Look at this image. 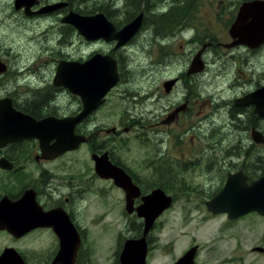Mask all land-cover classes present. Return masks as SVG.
I'll use <instances>...</instances> for the list:
<instances>
[{
	"label": "flooded vegetation",
	"instance_id": "obj_1",
	"mask_svg": "<svg viewBox=\"0 0 264 264\" xmlns=\"http://www.w3.org/2000/svg\"><path fill=\"white\" fill-rule=\"evenodd\" d=\"M263 2L87 0L76 7L73 0H32L27 9L10 0L0 6L6 19L44 22L41 34L49 43L54 34L59 36L55 45L67 47L62 57L42 71L43 54L26 62L18 43L0 41V224L6 227L0 233L23 242L40 231H51L59 242L57 216L51 226L41 222L55 211L77 232L79 264L87 235L84 203L90 190L96 189L101 199L109 198L105 203L111 210L104 205L107 209L102 217L114 211L117 195L120 216L126 218L131 232L127 240L144 236L145 219L137 209L155 191L170 201L159 218L182 194H194L197 202L203 201L207 214L216 216L207 204L221 193L230 176L240 175L248 186L262 179L264 116L257 112V105L264 108V27H254L252 11H245L243 17L240 11L245 5ZM73 13L104 15L116 33L141 14L143 25L125 46L117 47L118 41L88 40L74 25L65 23L64 18ZM143 31L146 60L138 67L147 74L145 86L140 80L129 83L135 87L122 90L131 71L124 64L126 51ZM78 43L84 51L75 56ZM47 50L52 47L47 45ZM96 55L116 62L119 80L97 108L77 120L84 102L74 86L58 82V69L63 62L85 65ZM100 69L102 66L96 70ZM126 94L131 96L123 102L125 112L121 114L111 100ZM50 118L70 121L73 136L83 142L60 156L50 152L56 139H50L44 149L35 126ZM255 134L260 141L255 140ZM137 147L140 153L132 155ZM116 178L126 179L132 187V212L127 210L128 190ZM224 215L230 222L249 215L264 221L258 213L234 220ZM38 220L41 226H37ZM18 225L17 237L10 226ZM25 227L30 229L24 231ZM195 246L199 251V245ZM15 251L27 264L29 256ZM119 259L120 255L112 264H120Z\"/></svg>",
	"mask_w": 264,
	"mask_h": 264
},
{
	"label": "rangeland",
	"instance_id": "obj_2",
	"mask_svg": "<svg viewBox=\"0 0 264 264\" xmlns=\"http://www.w3.org/2000/svg\"><path fill=\"white\" fill-rule=\"evenodd\" d=\"M10 0H0V6L5 7ZM76 7L87 0H73ZM92 3V2H90ZM139 3V2H138ZM122 5V3H120ZM142 6V4H141ZM140 6V7H141ZM0 41L6 44H19L17 48L20 55L24 52L25 59L30 60L43 54L44 71L52 64V60L62 57L67 47L61 49L56 46L57 38L54 34L50 39L41 34L44 22L37 19L18 21L17 18H5L4 9L0 8ZM54 32L53 29L50 30ZM143 31L141 38L127 49L124 64L130 72L125 77L126 84L122 90L135 87L130 82H140L145 86L146 73L138 67L139 63L146 60L147 46L142 45L145 39ZM56 39V40H55ZM47 45L52 50H47ZM84 46L76 45L74 55H82ZM59 54V55H57ZM127 55V56H126ZM25 73V70L20 72ZM124 91H120L123 94ZM130 94L120 95L119 99L114 96L111 100L114 108H120L121 114L125 112L123 102ZM111 105V106H112ZM118 108V109H119ZM232 139V137H231ZM139 147L134 148L132 155L139 154ZM102 194V193H101ZM115 209L111 210L105 203L109 198L101 199L99 192L90 190L86 197L87 208L85 218V232L87 233L79 264H112L121 253L126 238L131 235L126 218L120 216L121 204L116 202ZM194 194H182L179 201L166 211L156 222L151 234L148 236L147 264H174L192 246L199 245L200 249L196 257L198 264H264V252L255 251V248H264V221L258 216H247L239 221L230 222L224 214L210 216L203 207V201H196ZM12 247L21 254H27V264H49L59 250V242L51 231H40L37 237H31L25 241H12L0 233V255L5 248ZM117 255V256H116Z\"/></svg>",
	"mask_w": 264,
	"mask_h": 264
},
{
	"label": "water",
	"instance_id": "obj_3",
	"mask_svg": "<svg viewBox=\"0 0 264 264\" xmlns=\"http://www.w3.org/2000/svg\"><path fill=\"white\" fill-rule=\"evenodd\" d=\"M31 2L32 0H17L18 6L23 4L27 9L31 5ZM249 6L245 5V7L241 9L240 17L244 16L245 11L250 10L253 12V17L255 19L254 27L260 26L263 28L264 2ZM240 21L237 22L235 27L239 25ZM258 21L261 22L258 23ZM64 22L74 25L79 33L88 40L104 39L107 42L118 41L117 47H123L141 29L143 15H139L134 21L126 25L117 33L104 15L83 17L73 13L65 17ZM244 27H246V25L241 28ZM249 27L251 28V26ZM99 66H102V69L97 71L96 69ZM85 77H88V80ZM57 80L65 87L74 86V88L77 89V93L82 97L84 111L77 119L80 120L89 115L93 109L97 108L102 103V99L105 95L117 84L119 75L116 71V62L113 59L96 55L85 65L78 63L68 65L63 62L59 66ZM248 100L250 102L252 99ZM257 107V112L261 116H264V108L262 105H257ZM70 123L71 122L68 120H56L55 118H50L37 123L35 127L40 131L43 148H48L47 145L50 139H56V144L50 148V152L54 153V156H60L69 150L75 149L81 144L83 139L73 136L74 126H70ZM258 136L259 135L255 134L254 138L257 141H260ZM97 166L98 169H101L100 163ZM117 181H119V185L128 190L129 201L127 210L132 212L133 208L130 201L132 187H130V184H128V181L124 178L118 179ZM167 201H165V197L160 191H155V193L145 198L144 205L137 209L138 215L145 219L144 236L140 239H128L124 243L122 252L120 253V264H147L148 244L146 237L150 233L159 216L170 206V201ZM207 206L208 210L213 214H227L230 220L238 219L250 213H258L264 217V177L251 186H248L240 175L230 176L221 193L212 199ZM0 214L2 215L1 207ZM55 215L58 218V224H56L58 226L59 253L52 264H76L77 253L81 242L73 225H71L69 221L65 222L61 218L62 215L60 216L58 213L56 214L55 211L49 213L46 217L47 219L44 218L40 221L43 223H49L46 225H50L51 221H54L53 219L55 218ZM40 221L38 220L37 226H41L39 223ZM18 228H20L19 225L14 228L10 226V230L15 229L14 231L16 232L14 233H16L17 237L19 235ZM25 228L24 231L30 229L27 227ZM3 229H6V227L0 224V230ZM254 250L257 252L263 251L261 248H255ZM197 252L198 246H194L174 264H196L195 258ZM0 264L25 263L14 249L7 248L0 256Z\"/></svg>",
	"mask_w": 264,
	"mask_h": 264
},
{
	"label": "bare ground",
	"instance_id": "obj_4",
	"mask_svg": "<svg viewBox=\"0 0 264 264\" xmlns=\"http://www.w3.org/2000/svg\"><path fill=\"white\" fill-rule=\"evenodd\" d=\"M134 20H135V19H134ZM134 20H133V21H134ZM130 23H131V22H130ZM127 25H128V24H127ZM142 25H143V23H142ZM123 28H124V27H123ZM123 28H122V29H123ZM141 28H142V27H141ZM122 29H121V30H122ZM139 31H140V30H139ZM124 46H125V45H124ZM156 221H157V220H156ZM127 240H128V239H127ZM127 240H126V241H127ZM126 241H125V242H126ZM125 242H124V243H125ZM147 244H148V242H147ZM123 246H124V245H123ZM122 248H123V247H122ZM148 249H149V245H148ZM1 255H2V254H1ZM119 260H120V259H119ZM119 262H120V261H119ZM146 262H147V259H146Z\"/></svg>",
	"mask_w": 264,
	"mask_h": 264
},
{
	"label": "trees",
	"instance_id": "obj_5",
	"mask_svg": "<svg viewBox=\"0 0 264 264\" xmlns=\"http://www.w3.org/2000/svg\"><path fill=\"white\" fill-rule=\"evenodd\" d=\"M141 4H142V2H139L138 6L140 7V6H141Z\"/></svg>",
	"mask_w": 264,
	"mask_h": 264
}]
</instances>
